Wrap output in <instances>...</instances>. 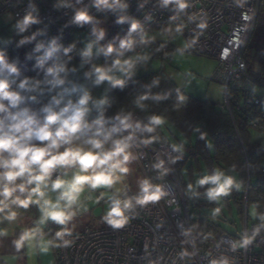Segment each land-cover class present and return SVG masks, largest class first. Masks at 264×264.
Wrapping results in <instances>:
<instances>
[{"label": "built area", "instance_id": "built-area-1", "mask_svg": "<svg viewBox=\"0 0 264 264\" xmlns=\"http://www.w3.org/2000/svg\"><path fill=\"white\" fill-rule=\"evenodd\" d=\"M70 2L73 8L64 7L61 0H0V14H11L14 33L19 40L38 33L34 39L21 45L27 68L19 71L20 75L15 78L17 83L25 77L40 79L44 68L53 59L64 62L65 55L72 53V47L67 53L64 49L71 45L74 33L93 27L92 24L78 26L71 23L75 8L88 6L89 14L99 20L95 27L106 22L109 32L123 38L128 34L129 23H116L117 15L127 14L140 23L141 30L132 33V49L125 51L123 57L135 60L134 68L153 60H159L162 65L170 61L177 47L169 40H156L147 34L155 28H171L174 31L179 28L178 32L185 40V52L216 61L212 79L223 88L220 111L227 112L232 118L233 111L243 113L250 117L252 128L264 130L263 100L253 94L255 83L244 58L261 0H186L188 6L180 11L171 3L161 7L160 0H124L128 8L116 13L110 10L97 12L91 7V0H82L81 4H76L75 0ZM28 12L39 23L29 25L21 33L16 24ZM53 39L60 46L58 51L53 58L45 61L44 67H38L37 58L43 55ZM37 43L44 44L38 52L34 51ZM114 55L106 58L103 53H98L100 66L110 65ZM145 56L147 59H142ZM90 63L91 57H86L87 70ZM12 86L15 88V84ZM250 107L255 109L251 112ZM131 113L133 121H140L135 112ZM137 136H144V133H137ZM138 144L137 141L130 151L143 180L160 185L164 194L158 201L143 206L132 199V207L125 211L126 221L120 228H113L107 223L106 213L83 228L69 230L71 234L66 235L64 240L70 241V244L65 246L58 241L54 264H264V223L256 220L248 222L247 187L243 194L241 231L237 234L223 230L216 232L198 250L194 244L192 215L180 178L173 167L171 147L164 143ZM160 161H163L162 167H155ZM63 173V169L54 171L52 179ZM138 193L124 194L117 199H131ZM200 206V203L196 205L195 217ZM73 211L78 213L76 205ZM63 228H67V224L58 225L57 231ZM256 228L259 231L252 242L238 247L242 238L252 236Z\"/></svg>", "mask_w": 264, "mask_h": 264}, {"label": "clouds", "instance_id": "clouds-1", "mask_svg": "<svg viewBox=\"0 0 264 264\" xmlns=\"http://www.w3.org/2000/svg\"><path fill=\"white\" fill-rule=\"evenodd\" d=\"M61 2L64 7H74L70 0H61ZM75 2L81 4L82 0H75ZM170 3L177 11L188 6L186 0H160L161 7H167ZM128 6L124 0H91V7H94L97 12L110 10L116 13L117 10L125 11ZM115 22L118 24L128 22V34L120 40L119 49H114L111 44L106 47H97V53H103L106 58L113 53L115 55L110 65H93L91 71L85 75L94 77V85L107 81L112 87L122 89L125 79L133 75L135 64L132 58L123 59V57L125 51L132 49V33L141 30V25L127 14L117 15ZM34 23L39 21L31 12H28L17 21L16 27L22 33ZM71 23L78 26L93 25L92 32L96 40L88 43L82 53V56H91L94 44L105 36L103 29L95 27L99 20L89 14L88 6H83L75 8ZM179 30L177 28V31ZM37 34L33 33L31 36L20 39L18 46L31 41ZM59 47L53 39L43 55L37 58V66L44 67L45 61L53 58ZM71 47L73 46L70 45L69 48L64 49L65 53ZM42 48L44 44L37 43L34 51L38 52ZM142 59L146 60L147 56ZM65 72V62H57L53 59L52 63L44 68L43 80L25 77L17 83L15 78L20 75L17 61L9 62L6 52L0 50V221H14L17 217L15 209H27L30 205H37L41 213L39 224L42 225L47 220H52L58 225L67 224L75 216L73 206L78 205L84 185L93 189L110 188L120 180L121 176L128 173L129 161L134 159L130 151L134 144L138 141L137 146H147L157 139L152 135L137 136V133H154L157 126L165 123V118L159 114L148 116L147 122L142 123L133 121L131 112L121 111L112 118H105L103 110H100L99 116L89 123L86 117L91 111L88 105L92 97L87 90L82 91L75 103L68 100L58 110H54L53 106L60 105L61 99L56 97L52 98L50 104L42 106L39 110L23 106L26 101L36 99L35 96L27 95L28 93L44 91L39 88V85L46 84L53 87L63 85L65 79L60 74ZM116 73H120L124 79L118 78ZM158 84L159 80L153 79L151 84L145 85L149 91L138 96L134 101L135 105L144 108L145 105L142 102L145 100L152 99L159 102L168 99V92L154 94L150 92L151 88ZM48 91H51V88ZM71 91H77L76 87L74 86ZM185 100L186 97L177 90L175 106H179ZM92 103L99 108L106 101L100 99ZM81 138H83L82 144L74 143ZM33 141L46 143L37 145ZM83 145L89 147L85 148ZM172 150L182 152V146L173 145ZM162 165L163 161H160L155 167L161 168ZM69 168L76 169L70 180L63 179L60 175L52 179L54 171ZM164 171L166 172L167 169ZM64 174H67L66 171ZM196 185H210L205 195L211 200L228 196L233 187H239L232 177L226 176L219 170H215L211 175L200 177ZM193 188L192 184L187 185L188 191L197 195ZM57 190L59 192L55 200L49 198V191ZM163 194L160 185H153L145 179L141 181L139 193L134 198L111 200L105 219L113 228H120L126 221L125 211L132 207V199L136 204L143 206L158 201ZM219 211L220 209L216 208L213 214H218ZM38 231V229L23 231L14 241L17 251L26 243L30 245L36 239ZM258 231L259 228H256L252 236L242 238L237 246L245 247L250 244ZM4 234V231L0 230V235ZM70 234L67 228H63L55 233L52 240H45L43 234H40L39 239L45 248L49 245L59 246L58 241L67 246L70 241L64 240V237Z\"/></svg>", "mask_w": 264, "mask_h": 264}, {"label": "trees", "instance_id": "trees-1", "mask_svg": "<svg viewBox=\"0 0 264 264\" xmlns=\"http://www.w3.org/2000/svg\"><path fill=\"white\" fill-rule=\"evenodd\" d=\"M87 31L90 37L96 38L91 29H87ZM121 39L123 37L109 32L104 40L98 41V45L99 47H106L111 44L114 49H119ZM18 41L19 39L14 33L11 41L0 46V50L6 52L9 62L17 61L19 71H25L27 61L21 45L18 46ZM253 47L258 51L257 67H255L254 59L248 58L249 55H246V53L244 58L247 61L248 72L255 83L253 94L261 96L264 107V0L260 2L247 49L251 51ZM76 57H82V55L73 52L66 54L64 57L65 65ZM140 66L134 68L133 75L125 79V85L122 89L112 87L108 83L104 96L106 103L96 111L94 117L86 118V120L91 123L99 116L100 110H103L105 118H112L121 111L125 113L135 112L142 123H146L147 117L152 114L162 115L165 118V123L157 126L154 133H144L143 137L155 136L157 139L152 144L164 143L169 145L171 149L174 144L164 131V128L168 129L166 123L173 126L187 140L196 130V138L193 143L184 144L180 142L182 152L172 150L173 167L180 178L184 192L187 184L192 181L193 168L200 171L201 165H203L208 175H211L215 170L222 171L230 177H232L231 173H235L236 178H232L234 182L241 185L242 190L238 191L236 187H233L228 197L223 196L225 204L230 211L229 203L233 201L237 212L242 217L243 194L247 187V205H253L256 214L255 219L261 222L264 217V147L259 140H252L250 137V129H252L249 121L250 117L233 111L232 118L227 112L220 111V101L201 99L188 94L165 71L161 69L140 71ZM153 79H158L159 84L152 87L150 92L152 94L168 92V99L159 102L148 99L142 102L145 105L144 108L137 107L134 103L135 99L149 91L145 85L151 84ZM177 90L186 97V100L179 106H175ZM43 102H45V99L29 100L23 106L36 109ZM254 109V107H250L249 111L252 112ZM208 139L212 142V148L207 143ZM185 168L188 181L182 175ZM206 189H208L207 185L198 186L196 189L197 195L205 194ZM193 201L195 206L200 203V208L202 206H216V201L209 198ZM200 208L196 214L197 216L191 218L193 232L197 225L201 231L200 237H196L193 233L194 244L198 250L202 249L209 236L222 231L218 225L213 224L204 217V214L200 212ZM57 226L58 224L54 221L48 220L43 227L37 228L39 230L38 234L44 233L52 240L55 237Z\"/></svg>", "mask_w": 264, "mask_h": 264}, {"label": "rangeland", "instance_id": "rangeland-1", "mask_svg": "<svg viewBox=\"0 0 264 264\" xmlns=\"http://www.w3.org/2000/svg\"><path fill=\"white\" fill-rule=\"evenodd\" d=\"M96 27L105 31V36L103 37L104 40L109 32V27L107 26L106 22H103ZM13 34L14 24L11 14L9 12L1 13L0 46L10 42L13 38ZM147 35L152 36V38L156 40H169L173 45L177 47L176 51L171 55V60L168 62H164V70L165 73L172 77L179 86L183 87L185 92L198 98H208L218 102L221 101L223 88L219 82L212 79L213 72L216 66V61L213 58L202 56L192 52H185L183 50L185 48V40L183 36L180 32L171 30V28H155L149 31ZM95 40L96 38L90 37L88 35L87 30H82L78 33H74L71 43V45L73 46L72 52L77 55H82L87 44ZM97 47H99L98 42L93 46L92 55L88 56L91 57L90 68H92L93 65L100 66V60L96 51ZM246 55H249L248 58L254 59L255 67H257V49L255 47H253V50L251 49V51L247 49ZM161 64L162 62H160L159 60H153L152 63L146 62L140 66V71L159 69ZM85 65V56H83L82 58H78L77 60H72L70 66H65L66 72L60 74L65 79V83L63 85H58L55 87L51 85L41 84L40 88L44 89V91H39V95L41 97L47 95L51 99L53 97L60 99L59 95H61L62 97L64 96L66 99H61L63 104H60V107H63L68 100H72L73 103H75L73 98H75L76 96L79 97L83 90H87L90 93L93 101L104 99L108 82L105 81L100 85H94V77L85 76ZM116 75L118 78H124L120 73H116ZM40 78L41 80H43L44 76H41ZM74 86L77 89V91L75 92L71 91ZM49 88H51V91H48ZM58 91L60 93L62 91L64 92L63 94H59ZM56 108L58 109V106H56ZM166 125L168 129L164 128V131L169 140L174 145H180V142L189 144L195 141L196 130L193 131L190 139L187 140L173 126L168 123H166ZM250 137L252 140H259L261 145L264 147V131L252 128L250 129ZM207 143L209 147L212 148V142L210 139L207 140ZM128 168V173L121 176L120 180L114 183L110 188L99 187L93 189L88 185H84V190L79 197V203L78 205H76V210L78 211V213H76L73 219L67 223L68 230L74 231L83 228L90 223H93L97 217L107 213L111 200L117 199L119 196H122L124 194L139 191V185L141 181H143V177L133 160L129 161ZM75 171L76 169L72 168L66 172V175L63 173L61 177L66 180H70ZM231 174L233 178H236L235 173ZM182 175L184 179L188 181L186 168L182 171ZM204 175H208V173L206 172L203 165H201L200 171L193 168V177L190 184L194 186L193 190L195 193L196 189L198 188V185H196V181ZM225 175L228 176V174L226 173ZM235 184L239 186L238 188L236 187V189L238 191H241V185L238 182H235ZM207 186L208 188L210 187V185ZM58 192L59 190H57L56 192L49 191V198L55 200ZM185 195L188 202L189 212L191 213L192 218H194L195 211H197L198 208L194 205L193 200H202L207 199L208 197L205 194L193 195V192H189L187 187ZM215 201V207L202 206L200 208L201 212L204 214V217L208 221H211L213 224L218 225L221 230L227 233H239L242 229L243 223L233 201H230L229 203L231 209L230 211L225 204L223 196ZM84 208L86 210L81 211ZM216 208H219L220 211L218 214L214 215V209ZM247 212L248 222H251L253 220L255 221L256 214L253 205L249 204ZM38 215H41L40 211H38ZM262 222L264 223V217L262 219ZM22 232L23 231H21L20 234ZM39 236L40 234H37L36 239H34L30 245L26 243L24 247L19 249V251H17L15 245L11 244L9 250L6 251L7 253L1 254L0 264H54L57 246L49 245L47 248H45L41 244ZM43 236L45 240H50V238L46 234L43 233Z\"/></svg>", "mask_w": 264, "mask_h": 264}, {"label": "crops", "instance_id": "crops-1", "mask_svg": "<svg viewBox=\"0 0 264 264\" xmlns=\"http://www.w3.org/2000/svg\"><path fill=\"white\" fill-rule=\"evenodd\" d=\"M82 57H76V58L71 59L65 66H70L72 60H74V59L77 60L78 58H82ZM91 69L92 68H90L89 70L86 69L85 70V74L88 73L89 71H91ZM159 69L165 71L164 70L165 69L164 65L161 64L160 67H159ZM43 76H44V74L42 75V77ZM39 80H41V78ZM39 88H40V85H39ZM45 90H46V87H45ZM63 92L64 91H62L61 93L59 92V94H63ZM34 96L36 97V99H45V102H43L40 107H38V108H36L34 110H39L42 106L47 105V104H50L51 103V100H52L47 95H45L44 97H41L39 95V91H36L34 93ZM59 96H60L59 97L60 99H62V98L66 99L64 96L63 97L61 95H59ZM77 99H78V96H76L75 98H73L74 102H76ZM201 99H203V98H201ZM205 99H208V98H205ZM92 101L93 100H90L89 101V105L88 106L91 109V111H90L89 115L86 118L94 117L95 114H96V111L99 110L101 108V106H102V105H100L99 108H97V107L93 106ZM60 104H63L62 101H61ZM56 106L57 105H54L53 106L54 107V110H58L56 108ZM59 107H60V105H58V108ZM43 143H46V142H38L36 144L37 145H42ZM74 143L82 144L83 143V138H81V140L75 141ZM83 146L85 148L89 147L88 145H83ZM60 150L63 151V149H60ZM132 160L134 161V159H132ZM70 169H72V168H69L67 170H64V172L65 171L67 172ZM13 207L15 208V206H13ZM15 210L17 211V217H16V219L14 221H11V222H9L7 220L0 221V230H3L4 233H5L4 235H0V256L3 253H7L6 251L9 250L11 244L15 245L14 244V241L16 239H18V237L20 236V232L21 231L37 229L39 227H43L45 225V223H46L45 222L42 225L39 224L38 221H39L40 215H38L39 208H38L37 205H30L27 209L20 208V209H15ZM85 210L86 209L84 208L81 211H85Z\"/></svg>", "mask_w": 264, "mask_h": 264}, {"label": "water", "instance_id": "water-1", "mask_svg": "<svg viewBox=\"0 0 264 264\" xmlns=\"http://www.w3.org/2000/svg\"><path fill=\"white\" fill-rule=\"evenodd\" d=\"M39 141H33V143H38ZM195 235H196V237H200L201 236V231H200V228H199V226L197 225L196 227H195Z\"/></svg>", "mask_w": 264, "mask_h": 264}]
</instances>
